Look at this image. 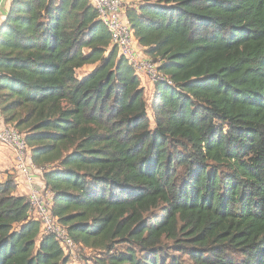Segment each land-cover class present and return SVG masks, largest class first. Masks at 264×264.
<instances>
[{"label": "trees", "instance_id": "1", "mask_svg": "<svg viewBox=\"0 0 264 264\" xmlns=\"http://www.w3.org/2000/svg\"><path fill=\"white\" fill-rule=\"evenodd\" d=\"M124 5L172 85L150 102L90 0H13L3 120L95 264H264V0ZM16 190L0 179V264H72Z\"/></svg>", "mask_w": 264, "mask_h": 264}, {"label": "built area", "instance_id": "2", "mask_svg": "<svg viewBox=\"0 0 264 264\" xmlns=\"http://www.w3.org/2000/svg\"><path fill=\"white\" fill-rule=\"evenodd\" d=\"M100 13V19L110 28L112 43L120 49V54L134 67L136 74L143 83L173 82L159 68V63L145 54L138 45L133 28L126 20L125 0H90ZM148 99L150 93L145 88ZM0 146L15 151V165L12 174L16 185L25 184L29 192L25 195L30 204V219L40 223L41 235H53L71 260L78 258L82 249L73 240L68 229L63 225L52 210L54 193L47 190L43 178V168L37 167L32 160V150L28 146L25 134L14 124H7L0 114ZM88 250V249H84Z\"/></svg>", "mask_w": 264, "mask_h": 264}, {"label": "crops", "instance_id": "3", "mask_svg": "<svg viewBox=\"0 0 264 264\" xmlns=\"http://www.w3.org/2000/svg\"><path fill=\"white\" fill-rule=\"evenodd\" d=\"M126 1V0H125ZM13 0H0V26L4 23L8 12L12 6ZM142 49V48H141ZM145 87V85H144ZM149 88L152 92H155V87L152 84L147 83L146 88ZM15 165V151L9 147L0 146V179L5 180L8 174H12ZM37 180H43L42 177L36 178ZM17 194L25 196L30 190L25 184L17 186Z\"/></svg>", "mask_w": 264, "mask_h": 264}, {"label": "rangeland", "instance_id": "4", "mask_svg": "<svg viewBox=\"0 0 264 264\" xmlns=\"http://www.w3.org/2000/svg\"><path fill=\"white\" fill-rule=\"evenodd\" d=\"M126 2H127V6H128V4H130V3H133V4L134 3H137V0H126ZM89 71H90L89 69H87V70H80L78 72V75L79 76H83L84 74L88 73ZM144 85H145V87H144ZM146 85H147L146 82L142 84V86L144 88H146ZM147 89H148V92L150 93V96L149 97H150V102H151V100H153V94H154V92H152L148 87H147ZM151 103H150V105H151ZM149 115H150V118H151V126L154 127V117H153V114H152V107H151V109L149 111ZM157 213H159V211ZM116 248H118L119 250H124L125 249V244H118L116 246ZM174 253L175 252H172V254H174ZM78 255L79 256H78L77 259H75V260H71L70 259V262L72 264H95V261H94L95 254L93 252H91L89 250L82 249L81 251H79V254ZM184 259L186 260V263L187 264H191V262L189 260H187V257H184Z\"/></svg>", "mask_w": 264, "mask_h": 264}]
</instances>
